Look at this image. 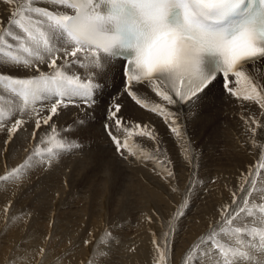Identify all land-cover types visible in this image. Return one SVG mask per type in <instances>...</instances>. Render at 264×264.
<instances>
[{"label":"snow or ice","instance_id":"6c2138e0","mask_svg":"<svg viewBox=\"0 0 264 264\" xmlns=\"http://www.w3.org/2000/svg\"><path fill=\"white\" fill-rule=\"evenodd\" d=\"M0 3L9 6L7 24L0 22V86L18 101L7 113L0 109V130L8 133L5 146L33 120L36 130L42 126L51 130L26 150L20 164L10 170L6 167L0 182H18L33 167L51 166L62 154L82 148L50 121L63 108L95 105L96 91L102 87L99 78L112 61L119 60L122 65L126 94L142 108L163 116L177 137L182 130L175 114L162 104L150 105L140 98L137 86L150 88L167 105L197 108L222 84L224 92L238 102L258 105L259 118L249 114L242 119L251 134L249 144L257 145L261 155L242 177L238 191L243 195L234 192L231 204L223 207L224 226L200 238L186 253L183 264H201L202 257L211 264H264V203H249L257 191L256 178L264 182V0H49V6L44 7L38 6V0ZM77 64L86 74L71 72V66ZM41 65L50 71H42ZM4 67L31 75L15 77L2 71ZM37 104L47 115L40 114ZM120 111L119 103L110 110L115 132L105 125L119 159L162 164L132 140L134 135L155 139L147 125L125 126L118 117ZM7 121H12L10 126ZM117 132L123 134L122 139ZM33 136L37 137L38 131ZM173 176L171 170H164L165 179L171 182ZM259 191L264 194V187ZM181 196L164 243L154 235L155 264H170L172 222L178 223L185 215L183 209L189 207L188 195ZM242 213L254 217L259 226H233ZM221 234L234 243L221 242ZM112 239L111 232H106L102 242L108 244ZM97 254L103 257L107 253Z\"/></svg>","mask_w":264,"mask_h":264},{"label":"bare ground","instance_id":"6f19581e","mask_svg":"<svg viewBox=\"0 0 264 264\" xmlns=\"http://www.w3.org/2000/svg\"><path fill=\"white\" fill-rule=\"evenodd\" d=\"M17 2L19 3L20 0H17ZM38 6H49V0H38ZM8 7V5L0 3V22H3L4 25L7 24ZM17 31L19 30L17 29ZM58 63H63V61L58 60ZM66 67L70 66L66 65ZM41 70L44 72L50 71L47 65H41ZM2 71L7 72L12 76L21 78L31 75L29 71L16 68L4 67ZM71 72L77 74H86L80 68L79 64H77L76 66H71ZM122 73L123 69L119 61L116 60L110 62L106 68V71L99 78V80L107 81V84L105 83L104 87H101L96 91L95 105L90 107L69 106L67 108H63L57 116L53 117L50 123L54 124L57 130H64L63 135L67 136L68 139L78 141L82 145V148L69 153L62 154L59 158L54 159L52 161L51 166L44 165L33 167L18 182L11 183L9 186L6 187L2 186V191L0 190V214L2 213L1 209L6 207L10 202V205L13 206V198H15L16 194L21 192L20 189H23V185L29 184V182L33 181V178L36 176V178H39V176L43 177V173H46V175L44 176L46 177L44 179L46 181V185L44 184L43 186H40L41 180H34H40V184L38 186L43 189V192H46L48 190L53 192V197L50 196L51 193H47L48 195L45 194V196L41 200H39L40 204H43L42 202H44L53 203L54 206H58V193L63 194L62 192H65L67 185L69 186V184H66L68 178H70L72 182L74 181L75 183H78L81 189L85 190L84 198L90 197V200H94V202L91 201L92 208L98 209L99 207H102V210L103 208H106V199L108 194L111 193L120 195V197L124 196V199H126L125 195H134L137 198V204L139 206L138 208L143 205L141 209H144L142 210L141 215L138 217L139 225L141 226L140 228H147L145 234V242L141 245L143 256H141V253L140 256L138 255L139 257L135 256L134 254L133 256L131 255L130 258H124V261L120 260L121 262H119L121 264H146V262L147 264H149L152 262L149 260L151 258L150 255L155 252V246L153 244L154 235L155 238H158L159 242L162 243L161 237H163L164 233H161L159 230L162 221L161 218H159L160 216H157V209L155 208L158 205L164 203L163 205L167 207L169 212H171V215L172 212L174 214L178 210V205L182 203L181 193H185L188 195L189 207L187 209H183L185 215L179 220L178 223L175 222L176 224H181V226L183 223H186L184 224V226L190 224L191 227H189V230L190 228L192 230V233H190L193 234V237H195L196 240L197 237H199L201 234H205V237L208 233L212 232L213 230L223 227V218L225 215V213L222 211L223 207L225 205L231 204L234 192L237 193L238 196L243 195L238 191L242 183V177L249 171L250 166H253L258 163L259 157L261 155V153L258 151L257 145L249 144V137L251 134L246 131L247 125L245 124L242 117L251 114L259 118L261 116V112L258 108V105H255L251 102H238L235 97L227 95L226 92H224V90L222 89V84H217V86L212 90V92L208 94V96L204 98L201 105L197 108H192L190 105L185 104L167 105L166 102L162 101V99L157 96L154 92H152L150 88L144 86H137L138 96L140 98L147 100L150 105L162 104L167 107L169 111L175 114L173 118H178V123L182 130L181 137H177L171 131L169 127V122H166L163 116L150 111L148 108H142L141 106L137 105L135 101H133L131 97L126 94L125 80ZM112 82L114 84L113 86ZM261 82L264 83V80H262ZM134 90L137 89L134 88ZM16 103H18L17 99L12 96L7 91V89H3V87L0 86V109H3L5 113H7ZM116 103H119L121 105V111L120 113H118V117L122 119L125 126L136 124L147 125L148 130H150L156 137L155 139H152L147 136L134 135L132 137V140L135 142V144L139 146L142 151L154 155L157 160L161 158V156L163 157L164 155L167 156L165 157V159H168V157H170L168 163L169 166L165 161L162 164H157L153 161H148L146 163H128L119 159V157L116 155L114 144L108 135V130H106L105 128V125L108 124L110 130L114 132L116 131L112 120L109 119L110 110L114 108ZM36 108L41 115H47V112L43 110L42 105L37 104ZM94 113H98L97 118H95L96 116L94 115ZM16 118L20 117L17 116ZM80 120L84 121V123L74 124V121ZM11 122L12 121H7V126H10ZM34 123L35 122L33 120L25 124L24 130L19 131L9 142L7 147L5 146V141L8 139V133L4 130L0 132V174H3L5 172L6 167L10 170L11 168L16 167L18 164H20L28 154L26 150H30L35 143H38L40 136H43L45 132H49L50 134L51 130L48 129L47 126H42L41 130H36L34 128ZM139 130L140 129H138V131ZM34 131H38V136L35 138L33 136ZM116 134L120 136L121 139L123 138L122 133L117 132ZM186 149L187 151H185ZM189 156H191V161H189ZM166 166H168V168ZM165 169L171 170L174 173V176L171 178V182L168 179L164 178ZM111 174L116 176V179H112ZM256 179L257 191H254L253 195L249 197L250 205L252 203H264V194H261V192L259 191L260 188L264 187V182H262L260 177H257ZM50 180L51 185L49 186L48 183H50ZM39 182H37V184ZM189 188H191L190 192L188 191ZM39 191L41 192V190ZM78 191L81 190H79L78 188ZM92 196L94 199H92ZM18 202L19 204L15 207H20L24 209V207L26 206L24 200H19ZM40 204L36 203V205L39 206ZM26 207L28 208V206ZM233 207H235V205H232V208ZM122 208H124V206ZM45 209L43 210L47 211ZM230 210L231 208L229 209V211ZM116 211L117 210H115L114 212ZM32 216H29V218H32ZM60 216H58V219ZM149 217L151 218V221H149ZM78 219L82 218L80 217ZM29 221L27 219V223ZM71 221L73 220L71 219ZM235 222L236 226H244L245 224L250 227L259 226L258 223H255L254 217H247L243 213L241 214V218ZM38 223V229H31L33 230L32 232H27L28 236L35 240H40L35 237L42 236L45 232H47L46 229L49 228V222L46 220H41L40 223ZM24 224L25 222L21 221L14 225V235H16L20 229L24 228ZM57 224L58 223H56V225ZM87 225H89V223ZM102 225V216H97L94 222L92 223V234L94 236H96V234L100 232ZM57 227L59 228L60 226L57 225ZM115 228L117 227L115 226ZM9 230H11V228ZM186 230L188 231V228ZM207 230H209V232ZM114 232L116 233V231ZM119 234L120 233H118V235ZM122 235L123 234H120L121 237H123ZM222 236L223 235H221V237ZM244 239L248 240L250 238L245 236ZM76 240H78V238ZM225 240L227 241L228 238H225L223 236L221 242H226ZM125 243L126 241L124 242V244ZM137 243L140 242L137 241ZM116 245H118V243ZM139 245L136 244V247ZM88 247L89 246L84 247L79 252V255L81 257L86 253ZM132 247L134 249L135 246L133 245ZM99 249H101V247ZM109 249L111 251V247ZM136 249L138 250V248H135V251ZM34 252H31V254H33ZM153 256L154 254L152 255V257ZM103 259L104 258H102V260ZM20 260H22V258ZM16 261L17 260H13L11 264H20ZM99 263H97L95 260L92 262V264ZM65 264H69V262H66Z\"/></svg>","mask_w":264,"mask_h":264},{"label":"rangeland","instance_id":"374dc122","mask_svg":"<svg viewBox=\"0 0 264 264\" xmlns=\"http://www.w3.org/2000/svg\"><path fill=\"white\" fill-rule=\"evenodd\" d=\"M112 76V75H111ZM99 82L102 84V87H104V84H107V81H103V80H99ZM113 82H112V86H113ZM94 115L96 116L95 118L98 117V113H94ZM69 127V126H68ZM70 129H74V128H70ZM0 132H2V130H0ZM164 157V158H163ZM161 156V158H159V161H162L164 163V161L168 164L169 163V158L165 159V157H167L166 155ZM169 166V164H168ZM168 166H166L168 168ZM46 172V171H45ZM46 175V173H43V177L33 178V181H30L29 184L27 185H23L24 187H22L23 189H20L21 192L16 194L15 198H13V206L10 205L11 202L7 205L8 206V211L7 213L5 212V207L2 210V213L0 214L1 218H0V264H11L13 262V260H17L16 262H19L20 264H65L66 262H69V264H89V261L93 262L94 260L97 263H101L103 264H121V261H124L125 259H128L127 257L130 258V256L134 255L135 256H143V251L141 250V245L145 242V234L147 231V228H140L141 226L139 225V220L138 217L141 215L142 210L141 209L142 206L140 208H138V204H137V198L136 196H132V195H125L121 196L120 195H116V194H108L107 199H106V208L99 207L97 208H92L91 207V201L94 202V200H90L89 198H84V189H81L80 185L78 183H75L74 181L72 182V180L70 178L67 179L66 184H69V186L67 185L65 192L58 193V197L57 200V205L58 206H54L53 203H44L40 204L39 200H41L45 194L47 193H51V197H53V192H51L50 190L43 192V189H41L40 186H43L45 184V178L44 177ZM112 175V174H111ZM211 176V175H210ZM34 179H40L39 181H35ZM43 179V180H42ZM112 179H116V176L112 175ZM71 180V181H70ZM53 181V178H52ZM33 182V183H32ZM37 182H39L37 184ZM69 182V183H68ZM12 182H0V190L2 191V186H9ZM40 184V186H38ZM49 186L51 185V180L50 183H48ZM46 185V184H45ZM35 186V187H34ZM34 187V188H33ZM36 188V189H35ZM38 188V189H37ZM43 188V187H42ZM79 190L81 191H78ZM23 190V191H22ZM41 190V192L39 191ZM0 191V193H1ZM28 191V192H26ZM68 191V192H67ZM83 191V192H82ZM40 192V193H39ZM43 192V193H42ZM37 193V194H36ZM73 193V194H72ZM29 194V195H27ZM35 194V195H34ZM61 194V195H60ZM69 194V195H68ZM79 194V195H78ZM3 195V194H2ZM48 195V194H47ZM55 195V194H54ZM21 196V197H20ZM28 196V197H27ZM32 196V197H29ZM69 196V197H68ZM83 196V197H82ZM120 197V198H119ZM25 198V199H24ZM29 198V199H28ZM32 198V199H31ZM38 198V199H37ZM34 199V200H33ZM92 199L93 196H92ZM110 199V200H109ZM121 199V200H120ZM19 200H24V203L26 206H28V208L25 206L24 209L20 208V207H15L19 204ZM29 200V201H28ZM37 200V202H36ZM76 200V201H75ZM118 200V202H117ZM126 200V201H125ZM40 204L39 205H36ZM61 201V202H60ZM85 201V202H83ZM121 201V202H120ZM18 202V203H17ZM31 202V203H30ZM115 202V203H114ZM29 203V204H28ZM35 203V204H33ZM123 203V204H122ZM31 204V205H30ZM89 204V205H88ZM116 204V205H115ZM119 204V205H118ZM164 204V203H163ZM163 204L158 205L155 209H157V216L159 218H161L162 224L160 227V232H168L169 231V218L173 215H171V212H169V210L167 209L166 206H164ZM76 205V206H75ZM88 205V208H87ZM121 205V206H120ZM162 205V206H161ZM38 206V207H37ZM42 206V209H41ZM44 206V207H43ZM85 206V207H82ZM124 206V208H122ZM54 207V208H53ZM79 207V208H78ZM112 207V208H111ZM116 209H115V208ZM137 207V208H136ZM31 208V209H30ZM46 208V209H45ZM61 208V209H60ZM68 208V209H67ZM87 208V209H86ZM111 208V209H110ZM166 208V209H165ZM235 208V207H233ZM20 211H19V210ZM22 209V210H21ZM33 209V210H32ZM36 209V210H35ZM43 209L47 210L44 211ZM96 209V210H95ZM121 209V210H120ZM162 209V210H161ZM4 210V212H3ZM25 210V211H23ZM28 210V211H27ZM40 210V211H39ZM57 210V211H55ZM62 210V211H61ZM69 210V211H68ZM90 210V211H89ZM105 210V211H104ZM108 210V211H107ZM115 210L120 211V212H114ZM128 210V211H127ZM161 210V211H160ZM232 210V209H231ZM230 210V211H231ZM13 211V212H12ZM15 211V212H14ZM19 211V212H18ZM23 211V212H22ZM27 211V212H26ZM49 211V212H48ZM55 211V212H54ZM98 211V212H97ZM102 211V212H100ZM107 211V212H106ZM122 211V212H121ZM124 211V212H123ZM163 211V212H162ZM32 212V213H31ZM40 212V213H39ZM48 214H46V213ZM60 212V213H58ZM88 212V213H87ZM95 212V213H94ZM111 212V214H110ZM7 215H6V214ZM9 213V214H8ZM21 213V214H20ZM54 213V214H53ZM62 213V214H61ZM85 213V214H84ZM120 213V215H119ZM18 214V215H17ZM24 217H23V215ZM27 214V215H26ZM30 214V215H29ZM41 214V215H40ZM64 214V215H63ZM68 214V215H67ZM77 214V215H76ZM106 214V215H105ZM122 214V215H121ZM139 214V215H138ZM33 215V216H32ZM61 215V216H60ZM74 215V216H73ZM105 215V216H104ZM113 215V217H112ZM116 215V216H114ZM118 215V216H117ZM127 215V216H126ZM7 216V217H6ZM29 216H32V218ZM35 216V217H34ZM37 216V217H36ZM46 216V217H45ZM48 216V217H47ZM58 216L59 219H58ZM67 219L65 220L64 218ZM73 216V217H72ZM79 216V217H78ZM102 216V221H103V225L102 228L100 230L99 233L96 234V236H94L92 234V223L94 222V220L96 219V217ZM111 218H110V217ZM122 216V217H120ZM163 216V218H162ZM165 216V217H164ZM3 217V218H2ZM6 217V218H5ZM19 217V218H18ZM70 217V218H69ZM82 218V219H78V218ZM132 217V218H131ZM9 218V219H8ZM13 218V219H12ZM16 218V219H15ZM23 218V219H22ZM35 218V219H33ZM48 218V219H47ZM69 218V219H68ZM90 218V219H89ZM113 218V219H112ZM11 219V220H10ZM27 219H28V223H27ZM32 219V220H31ZM39 219V220H38ZM71 219L73 221H71ZM77 219V220H75ZM41 220H46L49 222V228L46 229L47 232H45L42 236L38 237L36 236L35 238H38L40 240H35L31 237L28 236L27 232H32L34 229H38L37 228V223ZM55 220V221H54ZM59 220V221H58ZM62 222H61V221ZM84 220V222H83ZM88 220V221H87ZM90 220V222H89ZM113 220V221H112ZM134 222H133V221ZM11 221V222H10ZM24 221L25 222V226L23 229H20L18 231V233L16 235H14L15 231H14V225L17 224L18 222ZM54 221V222H53ZM75 221V222H74ZM131 221V222H130ZM166 221V222H165ZM168 221V222H167ZM8 222V223H7ZM58 223L57 225H59L60 227L58 228L56 223ZM66 222V223H65ZM72 224H71V223ZM74 222V223H73ZM89 225H87L88 223ZM130 222V223H129ZM27 223V224H26ZM38 223V224H39ZM60 223V224H59ZM85 223V224H84ZM136 223V224H135ZM168 225H167V224ZM172 223H175V221H173ZM34 224V225H33ZM69 224V225H67ZM120 224V225H119ZM135 224V225H134ZM166 224V225H165ZM176 224V223H175ZM173 224V226L175 227V232L170 234L171 236H169L168 239V256H169V262L170 264H183L184 258L186 255V253L188 252V250L190 248H192L196 243H198L200 238H205L204 235L205 234H201L199 237H197V240L195 239V237H193L192 230L189 227H191L190 224H187L184 226L183 223L182 226L181 224ZM27 225V226H26ZM63 225V226H62ZM67 225V226H66ZM81 225V226H80ZM119 225V226H118ZM123 225V226H122ZM70 226V227H69ZM85 226V227H83ZM109 226V227H108ZM115 226L117 228H115ZM121 226V227H120ZM179 226V227H178ZM224 226V224H223ZM236 226V222H234V225ZM9 227V228H8ZM112 229H111V228ZM131 227V229H130ZM164 227V228H163ZM177 227V228H176ZM11 228V230H9ZM14 228V229H13ZM69 228V230H68ZM73 228V229H72ZM77 228V229H75ZM121 228V229H120ZM123 228V229H122ZM129 228V229H128ZM182 228V229H181ZM188 228V231L186 230ZM25 229V230H24ZM33 229V230H31ZM58 229V230H57ZM60 229V230H59ZM84 229V230H83ZM119 232H118V230ZM126 229V230H125ZM146 229V230H145ZM164 229V230H163ZM168 229V230H167ZM49 230V231H48ZM75 232H74V231ZM80 230V231H79ZM110 230V231H109ZM113 230V231H112ZM183 230V231H182ZM185 230V231H184ZM217 231H219V229H216ZM24 231V232H23ZM82 231V232H81ZM85 231V233H84ZM116 231V233L114 232ZM128 231V232H127ZM131 233H130V232ZM133 231V232H132ZM209 232V230H207ZM82 234H81V233ZM102 232V234H101ZM105 232H111L113 239L108 243L105 244L102 242L103 238H104V234ZM135 232V233H134ZM138 232V233H137ZM183 232V234H182ZM186 232V233H185ZM191 232V233H190ZM23 233V234H22ZM118 233L123 234L121 237L120 234L118 235ZM134 233V234H133ZM164 233H163V237H161L162 239V243H164ZM27 234V236H26ZM79 234V235H78ZM101 234V235H100ZM136 234V235H135ZM138 234V235H137ZM185 234V235H184ZM8 235V236H6ZM67 235V238H66ZM69 235V236H68ZM87 235V236H86ZM93 235V236H92ZM222 235V234H221ZM221 235L218 237V239H220L222 241L223 236L221 237ZM81 236V237H80ZM119 236V237H117ZM125 236V237H124ZM128 236V237H127ZM140 236V237H139ZM180 236V237H179ZM185 236V238H184ZM9 237V238H8ZM22 237V238H21ZM43 237V239H42ZM61 237V238H60ZM84 237V238H82ZM133 237V238H132ZM11 238V239H10ZM30 238V239H29ZM78 238V240H76ZM118 238V239H116ZM121 238V239H120ZM127 238V239H126ZM142 240H140V239ZM190 240H189V239ZM199 238V239H198ZM227 238V237H225ZM13 239V240H12ZM28 239V240H27ZM64 239V240H63ZM102 239V240H101ZM126 239V240H125ZM135 239V240H134ZM179 239V240H178ZM31 240V241H30ZM50 240V241H49ZM62 240V241H61ZM73 240V241H72ZM95 240V241H93ZM119 240V241H118ZM126 243L124 244L125 241ZM60 241V242H59ZM81 241V242H80ZM85 241H89V243H85ZM93 241V242H92ZM115 241V242H113ZM118 245H116L117 243ZM140 242V243H137ZM142 241V243H141ZM226 241V240H225ZM80 242V243H79ZM123 243V245H122ZM136 243L137 246L136 247ZM173 243V245H172ZM226 243H234L233 241H229L227 240ZM12 244V245H10ZM26 244V245H25ZM100 244V245H99ZM127 244V245H126ZM95 245V246H94ZM116 245V247H115ZM122 245V246H121ZM135 246L134 249L132 246ZM27 246V247H26ZM88 247L86 253L81 257L79 255V252L84 248V247ZM101 249H99L98 247ZM21 247V248H20ZM111 247V251L110 248ZM123 247V248H122ZM28 248V249H27ZM32 248V249H31ZM97 248V249H96ZM116 250H115V249ZM119 248V249H118ZM125 248V249H124ZM133 251H132V249ZM135 248H138V250ZM44 250L43 255H41V250ZM122 249V250H121ZM128 249V250H127ZM130 249V250H129ZM170 249V250H169ZM32 250V251H31ZM106 251V255H104L103 257H100L97 252L99 251ZM127 250V251H125ZM142 252H141V251ZM35 251V252H34ZM104 251V252H105ZM109 251V253H108ZM124 251V252H123ZM132 251V252H131ZM31 252H34L33 254H31ZM113 252V253H112ZM121 252V253H120ZM123 252V253H122ZM116 253V254H115ZM137 253V254H136ZM141 253V254H140ZM172 253V254H171ZM31 254V255H30ZM78 254V255H77ZM130 254V255H129ZM154 254V256L152 257V255ZM122 255H127V256H122ZM151 258L149 259L150 261H152L149 264H155V258H156V252L152 253ZM180 255V256H179ZM94 256V257H93ZM107 256V257H105ZM111 256V257H110ZM122 256V257H121ZM138 256V257H139ZM110 257V258H109ZM115 257V259H114ZM119 257V258H118ZM173 257V258H172ZM22 258V260H20ZM102 258H104L102 260ZM125 258V259H124ZM26 259V260H25ZM71 259V260H70ZM118 259V260H116ZM102 260V261H101ZM107 260V261H106ZM121 260V261H120ZM147 260V259H146ZM9 261V262H8ZM27 261V262H26ZM52 261V262H51ZM115 261V262H114ZM120 261V262H119ZM142 261V260H141ZM145 261V260H144ZM24 262V263H23ZM32 262V263H31ZM59 262V263H58ZM65 262V263H64ZM111 262V263H110ZM209 262V263H208ZM99 263V264H100ZM145 263V262H144ZM147 264V262H146ZM201 264H211L210 261H207V258L202 257L201 258Z\"/></svg>","mask_w":264,"mask_h":264}]
</instances>
